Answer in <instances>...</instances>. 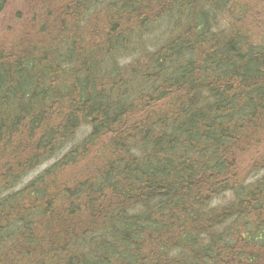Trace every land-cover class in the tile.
Wrapping results in <instances>:
<instances>
[{
  "label": "trees",
  "instance_id": "1",
  "mask_svg": "<svg viewBox=\"0 0 264 264\" xmlns=\"http://www.w3.org/2000/svg\"><path fill=\"white\" fill-rule=\"evenodd\" d=\"M236 10L68 0L46 41L0 48V264H264V154L239 160L264 142V41Z\"/></svg>",
  "mask_w": 264,
  "mask_h": 264
},
{
  "label": "rangeland",
  "instance_id": "2",
  "mask_svg": "<svg viewBox=\"0 0 264 264\" xmlns=\"http://www.w3.org/2000/svg\"><path fill=\"white\" fill-rule=\"evenodd\" d=\"M66 1L68 0H4L3 4L5 6L3 11L0 12V48L9 49L16 46L19 50L22 44H26L30 40L36 42L46 41L45 35L52 33L53 18L59 17L57 15L58 8L64 6ZM234 5L237 6L235 15L231 17L229 14H223L220 19L225 24L234 26L236 30L245 29L254 36V41H264V0H230V6ZM239 6H242L243 9ZM166 28L167 24L162 23L160 27L156 28L155 34L164 31ZM147 34L148 32L145 37H147ZM143 44L146 43L143 41L140 45ZM145 48L152 49L147 44ZM165 104L166 101L160 103L159 106ZM105 141H109V137ZM104 154L106 152H104L103 146L96 147L94 151L77 163L78 166L76 165V169L70 171L68 177L71 174L80 177L85 174V178L89 175L90 169H93L94 165H99L101 160L105 158ZM262 154H264V142L255 143L250 150L241 155L239 160L242 167V177L249 175L252 178L250 167ZM51 163L52 161L45 162L31 171L25 180L38 175Z\"/></svg>",
  "mask_w": 264,
  "mask_h": 264
}]
</instances>
